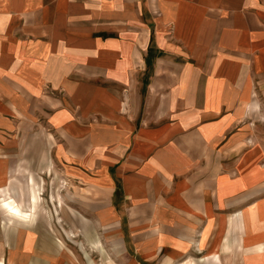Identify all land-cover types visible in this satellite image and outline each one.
Segmentation results:
<instances>
[{
	"label": "crops",
	"instance_id": "1",
	"mask_svg": "<svg viewBox=\"0 0 264 264\" xmlns=\"http://www.w3.org/2000/svg\"><path fill=\"white\" fill-rule=\"evenodd\" d=\"M34 143L57 207L86 187L137 264L263 238L264 0H0V188Z\"/></svg>",
	"mask_w": 264,
	"mask_h": 264
},
{
	"label": "rangeland",
	"instance_id": "2",
	"mask_svg": "<svg viewBox=\"0 0 264 264\" xmlns=\"http://www.w3.org/2000/svg\"><path fill=\"white\" fill-rule=\"evenodd\" d=\"M28 150L46 152L47 157L50 148L41 143L24 147L20 156L26 157L17 161L15 175L2 180L5 183L0 188V259L4 261L0 264H137L125 247L120 220L113 216L103 221L107 211L100 202L89 205L88 199L93 193L86 187L76 184V207L72 206L73 194L66 190L63 207H57L54 177L50 173L35 175L40 165L29 159ZM31 177L37 183L40 198L35 211L30 209L33 207L32 186L28 184ZM103 196L99 197L105 200ZM5 199L23 205L28 216L22 219L12 213L3 205ZM259 217L263 222L256 224L254 230H260L263 238H255L242 224L238 225V239L232 249L229 248L230 234L226 232L225 252L235 255H206L205 251V254L199 252L196 256L175 260L169 257V250L161 249L156 264H264V214ZM208 243L209 247L204 245L206 249L212 243L216 245L213 240Z\"/></svg>",
	"mask_w": 264,
	"mask_h": 264
}]
</instances>
